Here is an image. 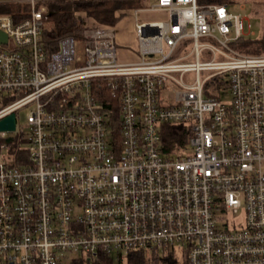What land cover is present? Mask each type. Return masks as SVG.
<instances>
[{"label":"built area","instance_id":"built-area-1","mask_svg":"<svg viewBox=\"0 0 264 264\" xmlns=\"http://www.w3.org/2000/svg\"><path fill=\"white\" fill-rule=\"evenodd\" d=\"M12 1L30 8L17 22L0 13V119L14 112L26 145L3 159L0 130V264L140 249L264 264V53L234 46L247 38L242 4L148 1L141 10L166 18L136 20L137 58L121 62L115 26L86 19L47 54L49 0L0 3ZM163 124L187 130L173 153Z\"/></svg>","mask_w":264,"mask_h":264},{"label":"trees","instance_id":"trees-1","mask_svg":"<svg viewBox=\"0 0 264 264\" xmlns=\"http://www.w3.org/2000/svg\"><path fill=\"white\" fill-rule=\"evenodd\" d=\"M146 0H49L40 2L39 5L45 6L44 25L42 29L43 49L47 54L55 50L57 40L63 35H72L76 38L82 37L83 19L78 14L80 11L85 12L88 16L96 19L99 23L116 24L119 16H115L116 9L125 8L132 4H144ZM224 2L226 0H215ZM29 5L23 2H6L0 3V13H7L12 16L14 21L23 20L29 14ZM258 10H255L257 13ZM240 51L262 54L264 53V31L259 38H243L234 44ZM106 98L113 101L110 92L104 90L101 92ZM105 98V99H106ZM3 102L0 103V106ZM111 116L117 118L116 112L112 111ZM184 125H161L162 150L165 153H173L185 139H187V130ZM15 159L20 157L16 151ZM18 163V162H17ZM95 264H187L185 259L178 257L170 252L163 253L156 250H132L121 255H105L98 253Z\"/></svg>","mask_w":264,"mask_h":264},{"label":"rangeland","instance_id":"rangeland-1","mask_svg":"<svg viewBox=\"0 0 264 264\" xmlns=\"http://www.w3.org/2000/svg\"><path fill=\"white\" fill-rule=\"evenodd\" d=\"M148 1L146 0L144 4H132L125 8H119L115 11V16L121 18L118 19L116 24H113L116 29V43H117V56L119 61L127 62L134 61L136 59V49L138 48V39L136 31L134 30L135 21H152L165 19L166 13L162 11H150L145 9H140L144 7ZM242 4V8L234 10L240 12L244 18V26L246 37L248 38H259L262 37L264 31V0H237ZM138 9V14L134 15V10ZM255 10H258L255 13ZM82 19H86L88 22H98L96 19L88 16L85 12L80 11L77 13ZM190 79V74L185 76V80ZM31 106L21 107L17 111V128L23 129L22 126L27 120V115L30 111ZM24 127V131H25ZM15 131H6V136L1 138L2 143H6V147L2 150L1 157L8 160L13 158L16 154L17 147L25 146V141L18 137ZM178 259L182 260L181 256H177Z\"/></svg>","mask_w":264,"mask_h":264},{"label":"water","instance_id":"water-1","mask_svg":"<svg viewBox=\"0 0 264 264\" xmlns=\"http://www.w3.org/2000/svg\"><path fill=\"white\" fill-rule=\"evenodd\" d=\"M7 36L5 33L0 31V43L6 42ZM15 113L11 112L0 119V130H11L15 129Z\"/></svg>","mask_w":264,"mask_h":264},{"label":"crops","instance_id":"crops-1","mask_svg":"<svg viewBox=\"0 0 264 264\" xmlns=\"http://www.w3.org/2000/svg\"><path fill=\"white\" fill-rule=\"evenodd\" d=\"M136 51V50H135ZM137 55H138V51H136V58H137ZM136 60V59H135Z\"/></svg>","mask_w":264,"mask_h":264}]
</instances>
